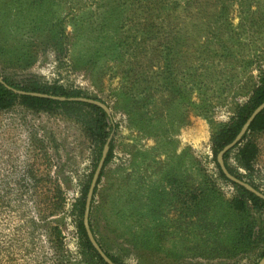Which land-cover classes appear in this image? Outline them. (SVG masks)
<instances>
[{
	"label": "rangeland",
	"instance_id": "rangeland-1",
	"mask_svg": "<svg viewBox=\"0 0 264 264\" xmlns=\"http://www.w3.org/2000/svg\"><path fill=\"white\" fill-rule=\"evenodd\" d=\"M138 1L0 0V78L56 82L107 105L117 128L92 212L104 252L124 264H257L264 213L255 208L244 215L253 244L232 258L218 244L236 189L218 175L210 135L264 66V1L169 0L128 11ZM106 13L126 19L118 38L113 23L98 27ZM146 21L154 26L134 51L126 37ZM115 38L119 53L108 49ZM199 87L206 112L197 110ZM254 141L253 170L239 173L264 193V132ZM95 155L82 126L60 112L0 111V264H96L80 246L74 209ZM200 187L216 194L197 200ZM206 225L209 248L194 234Z\"/></svg>",
	"mask_w": 264,
	"mask_h": 264
},
{
	"label": "trees",
	"instance_id": "trees-1",
	"mask_svg": "<svg viewBox=\"0 0 264 264\" xmlns=\"http://www.w3.org/2000/svg\"><path fill=\"white\" fill-rule=\"evenodd\" d=\"M169 0H139L136 4H131V7L128 11H147L153 4H164ZM189 1H232V0H188ZM246 1V0H245ZM249 1V0H248ZM255 1H264V0H255ZM135 14V13H134ZM126 19L119 14L113 13H106L100 16V21L102 22L101 25L98 24V27L104 28L112 26V23L115 25L117 36H119V32L123 27L124 21ZM260 20H264V18H260ZM61 28L62 25L60 24ZM154 25L150 23V21H146L145 23L141 24L140 27L136 25V27L132 30H137L134 32L135 35H127L126 38H129L127 42L128 47L130 49H137L136 51L140 50V45L142 44L141 41H135L137 38L143 39L145 38L148 33H150L151 28ZM114 39L111 44L108 45V49L110 48L114 53H119L124 49V43L119 39ZM131 39V44L130 43ZM161 52H163V45L160 47ZM164 54V52H163ZM169 59L165 56L160 58V63H162L165 68L166 65L169 64ZM164 69V68H163ZM256 81L253 83L251 90L248 92V98L245 102L238 104L235 106L233 113L229 120L224 123L215 124L213 131L210 135V144H211V153H212V160L215 164L219 177L232 184V186L236 189L235 196L228 201L225 206L224 212L221 215L222 223L226 222V224H231L228 230L225 233V239L223 242L218 244L220 247H225L223 257H233L237 256L242 252V250L247 249L251 244L254 243V221H250L245 218L244 215L248 214V206L255 208L260 213H264V200L257 197L253 193L249 192L245 188L229 181L224 174L222 173L217 160L216 156L217 153L227 144H229L240 131L242 125L246 121V119L250 116L253 110L262 102H264V66L259 65L257 69ZM164 73V72H163ZM22 92H36L41 94H47L51 96H58L64 98L70 97H88L90 98L85 92L80 89H67L63 85H60L56 82L51 84L40 83L34 79H29L28 81H24L21 83H15L10 81L7 77L0 78V111H7L12 109L16 105H21L27 109L33 111H44V112H60L61 114L65 115L66 117L73 119L75 122L80 124L86 134V136L91 141L92 145L94 146L95 150V162L93 165V170L90 172L88 178L86 179L82 189L80 197L74 203V209L77 213V221H76V229L77 234L80 240L81 248L88 253L91 258L95 261L96 264H107L103 261V259L99 256L96 250L91 245L90 241L87 238L84 226H83V212H84V204H85V196L94 172V168L96 167L97 161L100 158L101 151L106 140L110 137L109 142V150L107 152L104 165L100 172L96 188L94 190V195L90 207L89 213V225L90 229L98 242L99 245L101 243L97 240L95 236V229L92 221V212H93V204L95 195L97 192V186L104 175V170L106 165L109 163L110 159L113 156V133L117 128V123L113 121V117L111 114L105 112L102 108L92 105L89 103L78 102V101H60L54 100L48 97H40V96H33L26 93H19ZM181 103H184V96L183 92L180 93ZM197 110L199 111H207L209 105V101L206 98L205 89L202 87L198 88V95H197ZM264 132V111H261L251 122L248 131L242 137L239 144L235 145L232 149L227 151L224 154V163L228 171L236 176L239 179L244 178L242 173H239V169L246 171L248 173L252 172L255 159L258 154V147L256 142L254 141V136ZM233 158L235 163V167H232L229 164V159ZM30 174H32L30 172ZM251 184V183H250ZM255 189L259 190L257 186L251 184ZM57 186V185H56ZM197 200L205 199L211 195H215V191H208L209 189L199 188ZM194 197V199H196ZM53 202L60 205L61 197L59 194H56L52 197ZM186 216V215H185ZM208 225H213V219L209 220L205 218ZM220 220V219H219ZM205 223V221H204ZM202 226L201 230L197 233L196 231L194 234H198L204 242L205 248L210 247V235L211 232L210 227ZM55 234L58 237L60 231L55 229ZM261 234H264V226L261 225ZM224 235V234H223ZM225 243V244H223ZM217 244V246H218ZM214 247L213 249H217L218 247ZM192 247V246H191ZM212 248V247H211ZM106 255L112 260L115 264H124L120 259L110 255L108 252H105ZM260 256H264V252L260 254Z\"/></svg>",
	"mask_w": 264,
	"mask_h": 264
},
{
	"label": "water",
	"instance_id": "water-1",
	"mask_svg": "<svg viewBox=\"0 0 264 264\" xmlns=\"http://www.w3.org/2000/svg\"><path fill=\"white\" fill-rule=\"evenodd\" d=\"M19 93H26L29 95H33V96H40V97H48V98H52L54 100H60V101H78V102H84V103H89L92 105H96L100 108H102L105 112H109L108 111V107L106 104L102 103L99 100L93 99V98H88V97H70V98H64V97H58V96H51V95H47V94H41V93H36V92H22L20 91ZM264 111V102H262L261 104H259L254 110L253 112L250 114V116L246 119V121L244 122V124L242 125L240 131L237 133V135L235 136V138L227 145H225L218 153L216 156V160L217 163L222 171V173L224 174V176L231 182L245 188L246 190H248L249 192L253 193L254 195H256L257 197L261 198L262 200H264V193H262L260 190L255 189L252 185H250L249 183H247L246 181L237 178L236 176L232 175L228 169L225 166L224 163V154L229 151L230 149H232L235 145L239 144V142L241 141L242 137L245 135V133L248 131L249 126L251 124V122L254 120V118L261 112ZM109 142H110V137L106 140L103 149L101 151V155L100 158L97 162L96 168L93 172L86 196H85V204H84V212H83V226L87 235L88 240L90 241L91 245L93 246V248L96 250V252L99 254V256L103 259V261L107 264H115L112 262V260L106 255V253L101 249L100 245L98 244V242L96 241V239L94 238V235L90 229V225H89V213H90V207H91V203H92V199H93V195H94V190L96 188L97 185V181L100 175V172L102 170V167L104 165V161L107 155V152L109 150ZM257 264H264V256L261 257V259L259 260V262Z\"/></svg>",
	"mask_w": 264,
	"mask_h": 264
}]
</instances>
